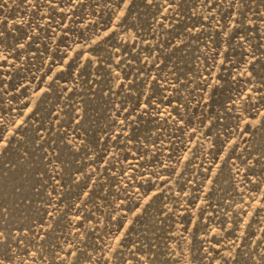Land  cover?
<instances>
[{"label": "rangeland", "instance_id": "374dc122", "mask_svg": "<svg viewBox=\"0 0 264 264\" xmlns=\"http://www.w3.org/2000/svg\"><path fill=\"white\" fill-rule=\"evenodd\" d=\"M0 264H264V0H0Z\"/></svg>", "mask_w": 264, "mask_h": 264}]
</instances>
